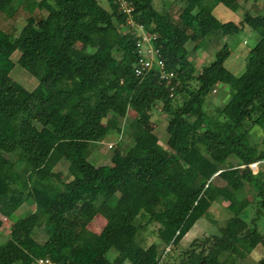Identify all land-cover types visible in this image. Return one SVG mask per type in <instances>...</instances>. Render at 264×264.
Masks as SVG:
<instances>
[{
	"label": "trees",
	"instance_id": "16d2710c",
	"mask_svg": "<svg viewBox=\"0 0 264 264\" xmlns=\"http://www.w3.org/2000/svg\"><path fill=\"white\" fill-rule=\"evenodd\" d=\"M128 1L135 21L157 33L173 76L162 78L158 69L136 75L137 37L116 0H107L109 9L100 0H0V228L1 216L34 206L12 223L0 264L39 257L160 264L167 247L166 264H238L264 247V166H251L264 163V138L251 135L256 125L264 128V10L252 2L239 19L222 20L219 3L238 11L241 0H169L160 8L153 0ZM247 27L259 39L235 74L225 64L232 53L226 39ZM212 46L214 59L198 71L191 52ZM17 63L37 78L36 87L13 77ZM219 84L230 95L213 114L206 103ZM155 111L166 120L150 128ZM124 135L129 142L121 148ZM115 136L111 163L94 164L92 151ZM59 163H67L68 180L56 176ZM250 183L252 199L245 195ZM217 201L227 202L229 213L220 233L179 249ZM142 211L148 220L135 223ZM98 215L106 219L99 232L89 227ZM151 224L160 242L141 244ZM41 227L43 240L35 237Z\"/></svg>",
	"mask_w": 264,
	"mask_h": 264
},
{
	"label": "rangeland",
	"instance_id": "374dc122",
	"mask_svg": "<svg viewBox=\"0 0 264 264\" xmlns=\"http://www.w3.org/2000/svg\"><path fill=\"white\" fill-rule=\"evenodd\" d=\"M167 1L169 0H153L156 7L160 8L162 7ZM103 6H105L107 9L110 8L107 0H100ZM252 2L253 4H258L260 8L264 10V0H241V3L243 4V9L234 11L230 9L229 7L225 6L223 3H219L215 10V14L222 20H228V19H234L237 20L241 17L243 11L246 7H248ZM46 14V12H44ZM18 26L21 27L24 24V20L22 18H19L17 22ZM259 39V35L256 31L252 30L251 28H245L244 30L240 31L238 34L227 37L226 42H228L231 46L232 53L227 58L225 64L226 66L235 74H241L245 67L246 62V56L249 52V50L256 44V42ZM215 49L214 46L211 47V50L205 51V50H199L198 52H191V60L196 66L197 70H201V68L206 65L210 60L214 59V54L212 55L213 50ZM13 59L17 60L20 56V52L18 50L14 51ZM13 77L18 80L21 84H23L28 89H33L37 86L38 80L36 77H34L30 72H28L25 68H23L20 64H16L13 71H12ZM229 88L226 84H219L216 85V88L209 93L208 95V101L206 103L207 110L213 114L216 112L215 105H221L225 103V101L229 98ZM128 111L130 113V116H133L134 111L130 108H128ZM133 113V114H132ZM24 116V112L19 115L20 117ZM166 120V116L159 112H153L151 120L148 122V126L150 128H155L159 124H164ZM252 139L255 142H262V139L264 138V128L260 125H256L252 132ZM167 138L168 133L163 132L162 136L160 137L158 146L162 150L168 149L167 146ZM117 137H111L109 138V141H105L103 144H100L99 147L92 151L89 159L94 164H103V163H111L110 157L113 153V150L115 147L118 146V143L116 142ZM123 140H126L122 143L121 148H125L126 144L129 142V138H127L124 135ZM113 144V146H109V144ZM101 147V148H100ZM231 161H235L236 159L231 157ZM254 169V171H257L260 166H264V163H253L251 165ZM56 176L58 179H64L68 180L69 175L67 172V163H59L55 169ZM256 193V190L252 183L248 184L247 190L245 191V195L249 198H253ZM227 202H214L212 206L209 209L210 212V218H200L194 226L191 228V230L185 235L183 240L181 241V245H179V249L185 250L194 240H200L204 239L207 235L212 234H219L220 227L225 223V219L228 216L227 211ZM252 208L248 211V218L255 216L254 208L255 205L251 206ZM34 206H28V205H22L19 207L14 214L9 217L5 218L4 216H1L2 219H4V224L0 228V244L5 242L7 238L9 237V232L12 223L22 217L27 215L31 210H33ZM149 216L144 213V211L141 212V214L138 216V218L135 219V223L143 222L145 223L148 220ZM106 222V219L98 215L96 216L91 223L89 224L90 229L93 231H100L104 224ZM259 227L264 231V216H262L259 221ZM158 226V225H157ZM156 224H151L148 228V230L144 231V235L146 236V240H141V244H149L154 241L160 242L159 237L156 233ZM45 236L44 229L36 228L35 229V237H37L39 240H43ZM163 246L160 247L162 249ZM169 247H167L164 250V260L163 263L166 264V257H167V251ZM117 254V251L115 248H111L108 252V256L110 259H113ZM238 264H264V247L258 248L253 250L252 253L248 254L246 257L239 259Z\"/></svg>",
	"mask_w": 264,
	"mask_h": 264
},
{
	"label": "built area",
	"instance_id": "2783aa9c",
	"mask_svg": "<svg viewBox=\"0 0 264 264\" xmlns=\"http://www.w3.org/2000/svg\"><path fill=\"white\" fill-rule=\"evenodd\" d=\"M123 12L127 14L126 30L136 35V47L138 58L134 63V71L136 75H145L152 69H158L162 78L173 76V72L166 69L165 60L155 45V40L158 37L157 33L149 32L144 24L135 21L132 11L134 6L129 4L128 0H116ZM109 146H113L112 143ZM164 257V253H163ZM160 264H164L161 260ZM49 257H39L32 264H51Z\"/></svg>",
	"mask_w": 264,
	"mask_h": 264
}]
</instances>
